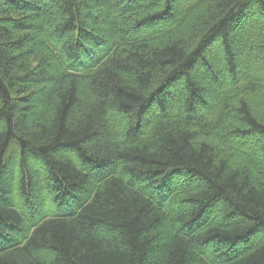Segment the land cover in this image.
<instances>
[{
    "label": "trees",
    "instance_id": "obj_1",
    "mask_svg": "<svg viewBox=\"0 0 264 264\" xmlns=\"http://www.w3.org/2000/svg\"><path fill=\"white\" fill-rule=\"evenodd\" d=\"M94 1L0 0V264H264V0Z\"/></svg>",
    "mask_w": 264,
    "mask_h": 264
},
{
    "label": "rangeland",
    "instance_id": "obj_2",
    "mask_svg": "<svg viewBox=\"0 0 264 264\" xmlns=\"http://www.w3.org/2000/svg\"><path fill=\"white\" fill-rule=\"evenodd\" d=\"M102 2H103V0H96L92 3H90L91 7H89V10L93 13H97L100 11L103 12L104 5ZM191 18L185 23V26H187L189 24V21L191 20ZM43 101H44L43 98L37 97L36 100L32 101V102L33 103L35 102L36 104L41 106L43 104ZM32 102H28V103H32ZM250 105H251L253 111H255L256 113H258V111L260 112L259 109L264 108V96L263 95L256 96L254 100L250 101ZM36 115L37 114H32L31 119L34 120L36 118ZM13 148H14L15 159L13 160L11 167H9L8 169H11L13 167L19 168L18 163H19V160L21 158V154H20V149H19L18 145H16V144L11 145L10 150L8 152V155L12 152ZM28 160H29L30 166L35 171L42 173V175L44 176V174H45L44 165L42 163L41 158L38 156H35V155H29ZM18 172H17V174H18ZM12 196H13L14 205L20 211H22L24 213V215H26L25 220H26V224L28 226H31L34 223L39 222L43 218L53 216L62 210H64V211H70L71 210V207H68V205L65 203H60V202L59 203H53L50 200L48 192L46 190L42 189L41 187H39V195L36 197L31 196L30 200H26L24 198H21L18 191H17V193L13 192ZM1 236H4V235H1ZM3 239H4L3 237H0V247H1V244L3 242Z\"/></svg>",
    "mask_w": 264,
    "mask_h": 264
}]
</instances>
